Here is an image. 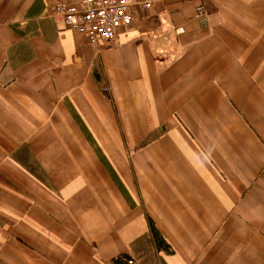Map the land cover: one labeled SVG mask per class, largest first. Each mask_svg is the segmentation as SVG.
Wrapping results in <instances>:
<instances>
[{"label":"crops","instance_id":"0c3cea01","mask_svg":"<svg viewBox=\"0 0 264 264\" xmlns=\"http://www.w3.org/2000/svg\"><path fill=\"white\" fill-rule=\"evenodd\" d=\"M57 1L0 0V264H264V0Z\"/></svg>","mask_w":264,"mask_h":264},{"label":"built area","instance_id":"2783aa9c","mask_svg":"<svg viewBox=\"0 0 264 264\" xmlns=\"http://www.w3.org/2000/svg\"><path fill=\"white\" fill-rule=\"evenodd\" d=\"M160 0H58L53 15L68 29L86 37L89 44L98 47L114 40L120 29H128L134 20L136 8L147 9ZM204 9H198L202 17ZM131 263V262H130Z\"/></svg>","mask_w":264,"mask_h":264},{"label":"trees","instance_id":"16d2710c","mask_svg":"<svg viewBox=\"0 0 264 264\" xmlns=\"http://www.w3.org/2000/svg\"><path fill=\"white\" fill-rule=\"evenodd\" d=\"M124 259H127V257H123L122 260L120 259V257L117 259V262H122Z\"/></svg>","mask_w":264,"mask_h":264}]
</instances>
